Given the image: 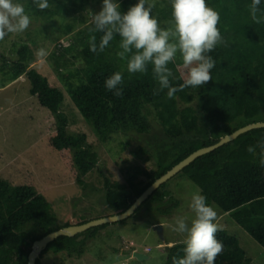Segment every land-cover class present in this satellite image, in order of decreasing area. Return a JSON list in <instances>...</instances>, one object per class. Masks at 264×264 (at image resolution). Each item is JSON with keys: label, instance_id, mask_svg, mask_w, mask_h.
<instances>
[{"label": "trees", "instance_id": "1", "mask_svg": "<svg viewBox=\"0 0 264 264\" xmlns=\"http://www.w3.org/2000/svg\"><path fill=\"white\" fill-rule=\"evenodd\" d=\"M90 1L93 0H48L49 7L41 10L32 0L33 9L49 18L82 12ZM118 2L121 12L126 13L137 1ZM206 3L219 13L218 28L224 39V43L208 53L216 60V66L211 70L212 81L199 88H184L172 98L167 95L168 89L160 90L153 64L147 65L146 73L128 71L132 53L123 59L118 56L122 51L118 34L103 52L93 53L90 37L96 36L98 47L103 33L95 31L94 24H86L82 15L77 17L83 26L76 32L74 41L57 48L67 53L79 48L83 55L84 67L68 73L64 71L70 62L69 57L63 58V64L62 60L54 59L53 62L71 99L102 142L118 132L147 133L150 130L147 117L150 109L155 111L166 138L170 140L167 143L155 141V167L148 170V179L143 184L129 188L118 180L105 178L103 195L115 212L129 208L149 185L193 151L218 142L222 136L248 123L264 121V22L257 24L253 21L249 10L251 0H206ZM260 9L264 12V0H261ZM65 26L71 31L74 22ZM17 53L16 59L7 61L12 70L11 79L25 74L30 82V94L37 96L38 102L51 111L56 128L50 137V145L56 150L72 152L76 181L84 187V177L96 167L98 155L86 133H68L67 116L61 111L64 93L50 82L46 73L31 65L35 55L30 45L23 43ZM168 67L173 73L170 84L178 88L183 83L181 76L184 72L179 52ZM116 72L122 73V97L115 96L105 87L106 79ZM262 141L264 127L252 129L199 156L177 175L187 176L196 183L209 205L215 203L224 212L241 213L243 216L238 215V219L264 247V222L261 219L251 222L247 217L249 211L259 214L258 211L264 209V167L259 163L261 149L257 146ZM249 146L256 147L255 155L247 151ZM168 182L142 203L140 209L149 211L151 200L157 202L168 195ZM177 205L175 201L171 208ZM157 209L163 214L171 213L170 208L164 211L157 206ZM86 221L88 218L83 217L77 223L66 221L60 224L51 202L34 185L13 183L0 176V264H28L35 240L64 226ZM105 226L75 236H59L42 251L37 264H42L41 256L49 251L66 250L70 254L82 255L87 244L85 239L92 238ZM216 237L222 242L223 251L215 264H254L236 235L220 228ZM185 247L184 242L168 247L165 264H173V257L183 258Z\"/></svg>", "mask_w": 264, "mask_h": 264}, {"label": "rangeland", "instance_id": "2", "mask_svg": "<svg viewBox=\"0 0 264 264\" xmlns=\"http://www.w3.org/2000/svg\"><path fill=\"white\" fill-rule=\"evenodd\" d=\"M135 1L138 3V0ZM14 2L24 6L31 23L24 32L9 34L4 40H0V176L13 183L34 185L51 202L60 224L66 221L77 223L83 217L88 218L89 221L111 215L115 210L106 203L103 195L105 178L118 180L129 188L143 184L148 179V170L155 167V141L164 140L167 143L170 140L166 138L155 111L149 108L150 113L147 117L150 130L147 133L133 130L127 133L118 132L111 134L106 142H102L76 107L55 69L56 64L53 60H62L63 64V58L66 56L70 58V62L65 73L84 67L83 55L78 51L79 48L71 53L57 48L60 44L66 47L74 41L73 37L83 26L78 16L82 15L87 20L86 24L93 25L92 13L101 11L103 0L90 1L82 12L51 18L46 14H38L33 9L32 0H14ZM149 2L155 5L151 14L157 18L159 26L165 30L173 27V24L169 23L173 21L171 0H149ZM73 22V29L67 30L65 24ZM118 39L120 44L121 38ZM23 43H28L35 55L31 65L46 73L50 82L63 91L64 101L61 111L67 116L68 133H86L92 149L98 155L99 161L96 167L84 177V187L76 181L72 152L56 150L50 145V137L55 133L56 128V119L51 111L38 102L37 96L30 94V82L25 74L17 79H11L12 70L7 61L18 57L17 50ZM40 48L47 50L46 57L41 58L36 55ZM167 188L172 191L174 204L175 201L178 203L170 214L158 211L159 205L151 200L149 202L151 208L148 212L142 208L125 220L107 223L92 238H86L87 244L82 255L70 254L66 250L58 253L49 251L41 256L40 262L42 264H165L167 245L172 246L186 239V234L173 231L175 217H186L190 226L195 216L190 207L191 197L196 192L201 193V188L184 175H177L169 180ZM212 206L218 214L219 228L226 229L239 238L241 246L254 264H264V247L254 239L249 228L244 227L243 222L238 219V215L240 217L243 215L237 212H224L215 203ZM258 213L249 211L247 217L251 222L260 219L264 222V209ZM157 223L163 225L162 235L154 228ZM169 241L173 242L168 243ZM131 242L133 245L130 244ZM134 252L148 257L139 259L134 256Z\"/></svg>", "mask_w": 264, "mask_h": 264}, {"label": "clouds", "instance_id": "3", "mask_svg": "<svg viewBox=\"0 0 264 264\" xmlns=\"http://www.w3.org/2000/svg\"><path fill=\"white\" fill-rule=\"evenodd\" d=\"M39 9L49 7L48 0H35ZM173 27L167 30L159 26L157 18L151 13L155 7L149 0H138L126 13L120 10L117 0H103L102 9L92 13L94 30L103 33L97 47L96 36L90 37V50L103 52L116 34L121 38L118 52L120 58L132 53L128 61L130 73H146L149 63L154 65L153 73L160 85V90L168 89L169 98L184 88H199L212 81L211 70L216 60L208 53L224 43L218 28L220 16L206 0H171ZM261 0H251L249 10L253 21L264 22V12L260 9ZM259 13V15H258ZM31 18L24 6L14 0H0V40L9 34L22 33L30 26ZM133 50H135L133 52ZM177 52L182 57L183 83L177 88L170 84L173 75L168 64L174 61ZM38 57H46L44 48L37 50ZM123 84L121 72H116L105 81V87L115 96L122 97ZM158 94V92H154ZM261 149L259 163L264 167V141L257 145ZM247 151L256 154V147L249 146ZM190 207L195 213L191 225L184 216L175 217L173 231L186 234L183 258L173 257V264H215L223 251V244L216 237L220 230L218 214L214 207L200 192L191 197Z\"/></svg>", "mask_w": 264, "mask_h": 264}, {"label": "water", "instance_id": "4", "mask_svg": "<svg viewBox=\"0 0 264 264\" xmlns=\"http://www.w3.org/2000/svg\"><path fill=\"white\" fill-rule=\"evenodd\" d=\"M264 127V121H257V122H251L244 126L239 127L235 131L226 134L220 138V140L212 145L201 147L195 151H193L191 154H189L187 157H185L183 160L175 164L171 169H169L167 172H165L163 175H161L159 178H157L151 185H149L132 203V205L127 208L123 212H113L111 215H106L102 217H98L95 219H91L89 221H86L81 224H72L68 226H64L62 228H59L57 230L51 231L48 234L44 235L43 237L35 240L32 245V250L28 255V264H37V259L39 258L42 251L48 246L50 242L55 240L61 235L66 236H75L79 233H82L88 229H92L94 227L107 224V223H115L122 220H125L132 216L137 209L144 203L153 193L156 191L161 185L166 183L170 178H172L174 175L179 173L182 169H184L186 166H188L190 163H192L196 158L199 156H202L206 153H209L218 147L229 143L236 139L238 136H240L242 133H245L247 131H250L252 129L256 128H262ZM108 204V203H107ZM109 205V204H108ZM110 206V205H109ZM113 208V207H112ZM155 230L162 235L163 233V225L162 223L155 224ZM171 245H167V248ZM134 256L138 257L139 259H142L144 257H148L147 255L134 252Z\"/></svg>", "mask_w": 264, "mask_h": 264}, {"label": "flooded vegetation", "instance_id": "5", "mask_svg": "<svg viewBox=\"0 0 264 264\" xmlns=\"http://www.w3.org/2000/svg\"><path fill=\"white\" fill-rule=\"evenodd\" d=\"M177 174H178V173H177ZM177 174H176V175H177ZM176 175H174V176H176ZM174 176H173V177H174ZM173 177H172V178H173ZM172 178H170L169 180H171ZM169 180H168V181H169ZM168 181H167V182H168ZM161 186H162V185H161ZM161 186H160V187H161ZM160 187H159V188H160ZM159 188H158V189H159ZM166 188H167V187H166ZM158 189H157V190H158ZM167 189H168V188H167ZM157 190L154 191V193H156ZM168 190H169V189H168ZM154 193H153V194H154ZM172 199H173L172 191H171V192L169 191L168 195H165L164 198H163L162 200H157V202L159 203L160 208H161V206H164L163 208H161L162 210L166 211V210L169 209V208H170V210H172L171 206L174 205V202L172 201ZM159 201H160V202H159ZM131 205H132V204H131ZM141 206H142V205H141ZM141 206H140V207H141ZM140 207H139L138 209H140ZM147 212H148V211H147ZM134 214H135V213H134Z\"/></svg>", "mask_w": 264, "mask_h": 264}, {"label": "crops", "instance_id": "6", "mask_svg": "<svg viewBox=\"0 0 264 264\" xmlns=\"http://www.w3.org/2000/svg\"><path fill=\"white\" fill-rule=\"evenodd\" d=\"M173 241H169L168 243H172Z\"/></svg>", "mask_w": 264, "mask_h": 264}, {"label": "built area", "instance_id": "7", "mask_svg": "<svg viewBox=\"0 0 264 264\" xmlns=\"http://www.w3.org/2000/svg\"><path fill=\"white\" fill-rule=\"evenodd\" d=\"M130 244L133 245V242H131Z\"/></svg>", "mask_w": 264, "mask_h": 264}]
</instances>
